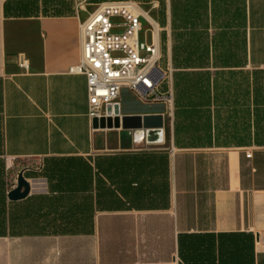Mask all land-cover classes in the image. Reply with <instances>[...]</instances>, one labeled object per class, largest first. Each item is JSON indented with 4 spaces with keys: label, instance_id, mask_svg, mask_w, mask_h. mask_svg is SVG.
<instances>
[{
    "label": "crops",
    "instance_id": "0c3cea01",
    "mask_svg": "<svg viewBox=\"0 0 264 264\" xmlns=\"http://www.w3.org/2000/svg\"><path fill=\"white\" fill-rule=\"evenodd\" d=\"M71 1L65 12L9 20L0 0V264H84V244L93 264H264V146L221 144L213 114L209 134L197 138L174 133L172 115L167 142L163 128L93 129L86 76L73 68L79 26L102 0ZM137 1L157 18L154 0ZM159 1L171 52L184 0ZM203 2V14L188 10L191 44L204 25L211 48L220 28L223 46L241 50L225 60L232 69L237 62L251 77L264 70V0ZM123 93L120 107L139 101ZM11 171L30 185L18 201L7 197ZM50 235L70 237L55 259L44 240Z\"/></svg>",
    "mask_w": 264,
    "mask_h": 264
},
{
    "label": "rangeland",
    "instance_id": "374dc122",
    "mask_svg": "<svg viewBox=\"0 0 264 264\" xmlns=\"http://www.w3.org/2000/svg\"><path fill=\"white\" fill-rule=\"evenodd\" d=\"M145 1L148 2L147 0H144V2ZM156 2L158 3V7L155 8V16L157 17L156 19L159 23V35L161 41V57L158 65L162 69H165V62L168 57L167 55H171V65L174 67L172 82L174 85L176 77L178 78V81H180V86L182 88V93L180 94L181 101L188 105L192 101V94H195L199 102L204 103L206 100L204 96L205 94H208L210 98L209 105L212 111L211 114H213L215 120L214 124H216L215 127H218L216 128L218 131L216 130L215 135L219 136L221 144L253 143L255 145L264 146V70H255L258 72L255 78L254 74L252 77L249 75L248 71L250 70L241 68L239 63L236 62L235 64H238V67L236 69H232L231 66L234 64H230L225 61L230 55H240L241 50L238 45L232 49L223 46V41L221 40L222 33H220L221 29L219 28L223 21L220 10L218 9L216 13L214 12L216 28H219L215 33H217L216 35H219L218 40H220L213 42V44H211V48L207 49L206 45L208 42L207 35L204 31V25L201 29L199 22H195V18L193 19L194 28L197 29L198 26V28H200L198 29L200 34L196 35V41L193 44H191L192 37L188 33V31L191 30V25L188 24V10L190 9L193 12V15L195 14L196 9L199 10L200 14H203V0L182 1L180 13L185 17V19L180 24L182 28V30H179L181 35L178 39H176L174 34H172L171 46H173V48L171 49V52H167L164 45L167 37L163 34L164 30H161L163 25H165V3L159 0H156ZM149 4H152V2ZM183 4L185 6H183ZM71 5V0H4V6H6L8 10L6 11V17H8L9 20L13 18L17 19L27 16H44V14L65 12L70 9ZM145 10L147 11L149 9L146 8ZM234 16L236 17V15ZM111 20L113 23L122 22V20L118 17H111ZM202 24H204V21ZM150 29L151 27L148 26L147 23L143 22L142 29L139 33L141 40L146 39L150 41ZM121 30V28H114L112 31L118 32ZM145 30H147L146 33ZM10 38L11 37H9V39ZM13 38L14 36L12 39ZM174 45L177 46L176 49H174ZM208 72L211 73V75L209 74L210 78L206 79ZM196 83L201 86L192 89L191 86ZM165 88L164 82L158 86V90L163 93V96H165ZM255 88L257 89V94H251V91ZM123 98L126 99L125 97ZM133 98L137 99L136 97ZM138 100L139 101H133L132 104L129 101L124 103V106L120 107V113H125L124 115H142L146 112H155L158 110L163 112L164 121L162 128L165 131L163 142L169 141L171 138L170 127L172 117L174 116L173 111L175 110V100L173 101L172 109L167 106L166 110L165 101L164 105L162 101L151 102L143 99L142 101L140 99ZM190 113V118L193 120L194 127L199 124L202 113L194 112L193 110ZM217 116H219L218 123L215 119ZM184 119H186V117H184ZM188 121L189 120H185V123ZM189 133L190 138L192 131ZM112 137L113 136L111 135L110 140ZM16 175L17 174H15L14 171H11L8 174L6 180L7 188L12 189L16 185ZM56 236L58 235H50L44 239L46 240L45 243L52 248L49 252L51 253V257L53 259L57 256H62L63 251L65 252V250H61L62 247H66L67 242L70 241V237L60 238ZM70 252H74L73 256H75V249H68V253ZM79 253L81 258H83L84 264H93L92 248L90 244H84L82 250H78V254Z\"/></svg>",
    "mask_w": 264,
    "mask_h": 264
},
{
    "label": "built area",
    "instance_id": "2783aa9c",
    "mask_svg": "<svg viewBox=\"0 0 264 264\" xmlns=\"http://www.w3.org/2000/svg\"><path fill=\"white\" fill-rule=\"evenodd\" d=\"M75 1L82 7L88 0ZM152 6L157 8L158 3L154 1ZM111 17L122 22L113 23ZM143 22L151 27L149 42L140 39ZM157 27V19L148 16L137 0H102L80 24L81 57L73 71L86 76L91 118L121 116L119 98L125 90L141 101H165L172 109V69L158 65L161 50L159 28L157 36L154 34ZM114 28L122 30L114 32ZM18 64L22 69L28 67L24 58ZM163 82L165 96L158 90Z\"/></svg>",
    "mask_w": 264,
    "mask_h": 264
},
{
    "label": "trees",
    "instance_id": "16d2710c",
    "mask_svg": "<svg viewBox=\"0 0 264 264\" xmlns=\"http://www.w3.org/2000/svg\"><path fill=\"white\" fill-rule=\"evenodd\" d=\"M6 7V6H5ZM6 11L7 10V7H6ZM258 72L257 71H253V74H254V77L256 78V74ZM209 74L211 75V73H207L206 75V79H209ZM175 84L173 85V97H174V100H175V110L173 111L174 113V121H173V129H174V133H177L178 134H183L182 136H188L189 138V135H190V131H192V135L191 137L193 138H197V137H203V136H206L209 134V125H210V116H211V109H210V105H209V101H210V98L208 96V94H205V102L202 103V102H199L198 98L195 96V94H192V101L191 103H189L188 105L184 104L182 101H181V97H180V94L182 93V88L180 86V81H178V78L176 77L175 78ZM201 85H198L197 83L194 85H192V89L194 88H197ZM254 94L255 95L257 94V89H253L251 91V94ZM194 107H197V108H194ZM194 111V112H200L202 113L201 115V119H200V122L199 124L195 125L193 127V120H191L190 118V112L191 111ZM184 117H186V119H184ZM218 117L215 118L217 120V123H218ZM185 120H189L187 123H185ZM216 128L218 127H215V130H217ZM189 129V130H187ZM218 131V130H217ZM224 144H227V143H224ZM3 166H1L0 164V210H4V208L6 207V203H5V197H4V193H3V189H4V178H3Z\"/></svg>",
    "mask_w": 264,
    "mask_h": 264
},
{
    "label": "water",
    "instance_id": "95a60500",
    "mask_svg": "<svg viewBox=\"0 0 264 264\" xmlns=\"http://www.w3.org/2000/svg\"><path fill=\"white\" fill-rule=\"evenodd\" d=\"M163 114H126V115H115L107 117H96L92 118V128L100 129H158L163 127ZM16 185L7 192L9 200L18 201V199L24 198L30 189L28 181L25 180L22 173H18L16 177Z\"/></svg>",
    "mask_w": 264,
    "mask_h": 264
},
{
    "label": "bare ground",
    "instance_id": "6f19581e",
    "mask_svg": "<svg viewBox=\"0 0 264 264\" xmlns=\"http://www.w3.org/2000/svg\"><path fill=\"white\" fill-rule=\"evenodd\" d=\"M151 6H152V4H151ZM153 7V6H152ZM155 8V7H154ZM148 15H149V12L148 11H146V10H144ZM151 17V16H150ZM158 28V27H157ZM157 28H156V30H155V32H154V34L156 35L157 34ZM157 36V35H156ZM155 72V71H154ZM147 81V80H146ZM129 92V91H128ZM164 104V103H163ZM165 105V104H164ZM166 106V105H165ZM166 109H167V106H166ZM158 129H160V128H158ZM158 129H147L146 131L147 132H149V133H151V132H157L158 131ZM154 139H156V137L154 138Z\"/></svg>",
    "mask_w": 264,
    "mask_h": 264
}]
</instances>
